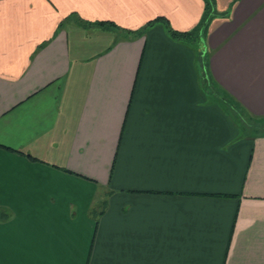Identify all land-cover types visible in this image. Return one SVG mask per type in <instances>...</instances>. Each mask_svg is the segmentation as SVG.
<instances>
[{
	"label": "crops",
	"instance_id": "obj_1",
	"mask_svg": "<svg viewBox=\"0 0 264 264\" xmlns=\"http://www.w3.org/2000/svg\"><path fill=\"white\" fill-rule=\"evenodd\" d=\"M214 3L226 95L160 23L58 25L187 30L201 0H0V264H264V136L220 104L264 117V0Z\"/></svg>",
	"mask_w": 264,
	"mask_h": 264
},
{
	"label": "trees",
	"instance_id": "obj_2",
	"mask_svg": "<svg viewBox=\"0 0 264 264\" xmlns=\"http://www.w3.org/2000/svg\"><path fill=\"white\" fill-rule=\"evenodd\" d=\"M202 1V11L199 16L198 21L187 30H175L170 27L168 21L163 16H156L150 20H147L142 26L136 29H126L116 25L110 20H86L81 18L77 13L70 12L62 21L58 22V25L61 26L69 19L75 23L76 26L84 30H99L114 33L119 37L128 39L135 38L144 34L145 29L155 23H160L164 25L166 33L169 38L177 40L183 44H186L196 57V63L198 66V78L202 82V88L205 93H216L221 95H226V92L217 86L213 90V86L209 84V74L207 72V58L206 54L199 48L204 42L205 34L207 31L208 24L210 20L218 16L217 11L215 10L214 0H201ZM198 49H200L198 51ZM222 109L225 110L228 114L230 113V118L235 124L238 134L242 136H264V117L255 116L247 111H243L240 106H234L233 102L220 101ZM236 105V104H235ZM216 196H227L224 194H216ZM104 201H101L97 208L99 209L97 213H100V210L104 206ZM94 215L97 214L95 210L92 212Z\"/></svg>",
	"mask_w": 264,
	"mask_h": 264
},
{
	"label": "rangeland",
	"instance_id": "obj_3",
	"mask_svg": "<svg viewBox=\"0 0 264 264\" xmlns=\"http://www.w3.org/2000/svg\"><path fill=\"white\" fill-rule=\"evenodd\" d=\"M199 48L200 49H204V47H203V45L201 44L200 46H199ZM195 66H196V68H197V65L196 64H194Z\"/></svg>",
	"mask_w": 264,
	"mask_h": 264
}]
</instances>
